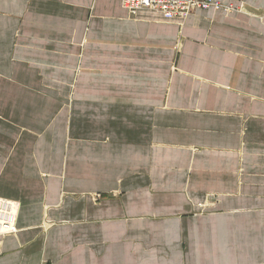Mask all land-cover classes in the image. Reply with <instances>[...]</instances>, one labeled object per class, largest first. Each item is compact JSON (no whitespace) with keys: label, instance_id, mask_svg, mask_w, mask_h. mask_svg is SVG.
Returning <instances> with one entry per match:
<instances>
[{"label":"crops","instance_id":"0c3cea01","mask_svg":"<svg viewBox=\"0 0 264 264\" xmlns=\"http://www.w3.org/2000/svg\"><path fill=\"white\" fill-rule=\"evenodd\" d=\"M217 1L0 0V264H264V0Z\"/></svg>","mask_w":264,"mask_h":264},{"label":"built area","instance_id":"2783aa9c","mask_svg":"<svg viewBox=\"0 0 264 264\" xmlns=\"http://www.w3.org/2000/svg\"><path fill=\"white\" fill-rule=\"evenodd\" d=\"M121 5L130 13L137 12L139 9H150L162 14L165 19H184L196 10H206L209 8H223L230 11L232 5H223L217 0H119ZM4 203V200H2ZM8 201V200H7ZM5 204L9 205L7 202ZM15 203H13L14 205ZM9 205L10 207L13 206ZM12 209V208H11ZM0 208V215L3 218L4 213ZM15 213V212H14ZM14 213L9 215V220L3 222L4 229L0 233L14 232Z\"/></svg>","mask_w":264,"mask_h":264}]
</instances>
